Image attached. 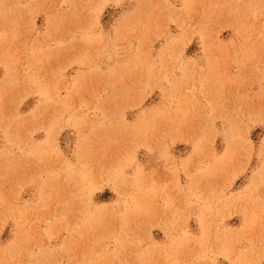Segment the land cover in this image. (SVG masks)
Returning <instances> with one entry per match:
<instances>
[{
	"label": "rangeland",
	"instance_id": "rangeland-1",
	"mask_svg": "<svg viewBox=\"0 0 264 264\" xmlns=\"http://www.w3.org/2000/svg\"><path fill=\"white\" fill-rule=\"evenodd\" d=\"M0 264H264V0H0Z\"/></svg>",
	"mask_w": 264,
	"mask_h": 264
}]
</instances>
